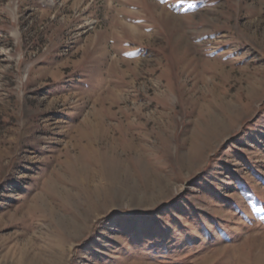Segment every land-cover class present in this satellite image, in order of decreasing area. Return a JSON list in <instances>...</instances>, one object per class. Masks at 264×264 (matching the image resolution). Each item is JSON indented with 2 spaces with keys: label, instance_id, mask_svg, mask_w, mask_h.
Here are the masks:
<instances>
[{
  "label": "rangeland",
  "instance_id": "obj_1",
  "mask_svg": "<svg viewBox=\"0 0 264 264\" xmlns=\"http://www.w3.org/2000/svg\"><path fill=\"white\" fill-rule=\"evenodd\" d=\"M0 264H264V0H0Z\"/></svg>",
  "mask_w": 264,
  "mask_h": 264
}]
</instances>
